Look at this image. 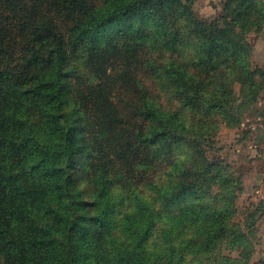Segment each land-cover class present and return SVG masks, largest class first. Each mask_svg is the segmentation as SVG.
I'll return each instance as SVG.
<instances>
[{
    "label": "rangeland",
    "instance_id": "obj_1",
    "mask_svg": "<svg viewBox=\"0 0 264 264\" xmlns=\"http://www.w3.org/2000/svg\"><path fill=\"white\" fill-rule=\"evenodd\" d=\"M182 1L207 22V43L244 39L250 52L237 61L222 50L207 61L199 31L182 20L174 53L130 35L66 45L65 107L75 111L76 123L84 113L91 126L71 167L75 187L98 204L82 214L111 211L109 246L131 237L140 222L137 204H150V264H264V0ZM88 2L94 10L105 7V0ZM168 64L184 67L190 88L176 93L163 73ZM146 100L185 124L176 141L146 144L135 135L147 128L140 116ZM89 152L100 155L96 171L86 173ZM215 209L225 217L207 239Z\"/></svg>",
    "mask_w": 264,
    "mask_h": 264
},
{
    "label": "trees",
    "instance_id": "obj_2",
    "mask_svg": "<svg viewBox=\"0 0 264 264\" xmlns=\"http://www.w3.org/2000/svg\"><path fill=\"white\" fill-rule=\"evenodd\" d=\"M181 20L199 31L207 61L222 50L237 61L250 52L244 39L207 43V22L182 0H105L102 10L92 9L88 0H0V264H150L145 250L153 226L150 204H137L140 222L131 237L109 246L111 211L99 207L89 217L82 214L98 204L75 187L71 167L87 147L91 126L84 113V122L76 123L75 111L65 107V50L80 39L94 46L130 35L152 50L174 53ZM163 73L176 93L191 87L184 67L168 64ZM140 116L147 128L135 135L146 144L174 142L186 130L174 114L165 115L148 100ZM87 154L86 173L95 172L100 154ZM208 215L207 239L214 238L225 213L215 209Z\"/></svg>",
    "mask_w": 264,
    "mask_h": 264
}]
</instances>
